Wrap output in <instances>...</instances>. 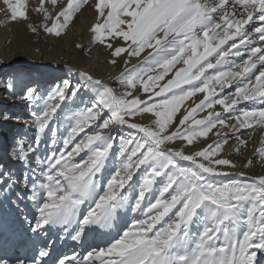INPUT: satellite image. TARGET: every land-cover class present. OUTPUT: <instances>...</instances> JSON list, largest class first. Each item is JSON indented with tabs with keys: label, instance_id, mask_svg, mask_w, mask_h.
Masks as SVG:
<instances>
[{
	"label": "bare ground",
	"instance_id": "1",
	"mask_svg": "<svg viewBox=\"0 0 264 264\" xmlns=\"http://www.w3.org/2000/svg\"><path fill=\"white\" fill-rule=\"evenodd\" d=\"M10 66L0 264H264V0H0ZM103 113L69 169L57 133Z\"/></svg>",
	"mask_w": 264,
	"mask_h": 264
},
{
	"label": "rangeland",
	"instance_id": "2",
	"mask_svg": "<svg viewBox=\"0 0 264 264\" xmlns=\"http://www.w3.org/2000/svg\"><path fill=\"white\" fill-rule=\"evenodd\" d=\"M26 64L27 63H23L24 68ZM13 68L14 67L12 66L0 68L1 85L2 83H5L7 79H9L7 73L8 71H12ZM20 69H22V67L19 68V70ZM34 76H35V72H31L25 76H22L18 81V83L21 84L20 90L22 87L24 88V90L26 88H29L31 86V82H35V79H33ZM51 76H55L59 79L64 78L62 73L56 72V73L44 76L43 78L38 79V80L42 81L43 85L47 87L48 85L52 83ZM43 96L44 97L46 96V98H52L53 92L52 91L49 92V90H46V92L43 93ZM163 100H166V98H164ZM30 111H31V115H25V114L22 115L20 113V109H18L16 112L11 114L12 116L7 123L6 122L1 123L2 127H8L6 130H3L4 132L1 134L6 143H8L9 141L8 138L12 136V134L14 133L16 129H23L24 121L27 117L31 119H35V121L44 117L42 108H37V107L31 108ZM106 116L107 115L103 113L99 115L96 119L92 120V122H94L93 125L89 126V125L82 124L74 128V130L71 127V125L66 122V125L64 126V129L62 130V132L57 133L58 135H61L62 139H66V136L70 137V140H66L65 143L62 140H59L61 147L65 144V146H67L68 151L70 152L73 151L72 156L66 158V162L69 166V169L71 168L79 169L81 167L87 166L95 159V156L99 154L98 150L96 149L94 145V141L98 133L100 132L98 123L100 120L105 119ZM100 124L103 125L102 122H100ZM53 127L54 126L50 128V132L48 133V136H51L54 130ZM55 130L57 129L55 128ZM6 150H8V148ZM114 151H118V146H116ZM6 156H8L9 158L10 156L9 152H6ZM8 176H11V175L9 174ZM16 250L17 249H15L14 251Z\"/></svg>",
	"mask_w": 264,
	"mask_h": 264
}]
</instances>
